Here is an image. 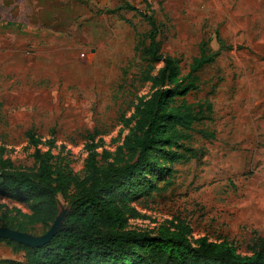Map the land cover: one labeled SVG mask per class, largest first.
Masks as SVG:
<instances>
[{
  "label": "rangeland",
  "instance_id": "rangeland-1",
  "mask_svg": "<svg viewBox=\"0 0 264 264\" xmlns=\"http://www.w3.org/2000/svg\"><path fill=\"white\" fill-rule=\"evenodd\" d=\"M153 33L159 54L177 61L173 83L203 43L215 56L196 90L178 98L207 110L185 135L190 151L152 147L151 165L107 196L140 213L132 228L180 218L195 238L250 252L264 238V0H0V147L15 168L37 167L33 130L53 141L59 166L80 175L91 137L110 153L105 164L135 161L146 124L139 103L157 90L148 76L165 66L148 53ZM34 206L0 187V228L48 241L59 223H39ZM24 262L0 241V264Z\"/></svg>",
  "mask_w": 264,
  "mask_h": 264
},
{
  "label": "trees",
  "instance_id": "trees-1",
  "mask_svg": "<svg viewBox=\"0 0 264 264\" xmlns=\"http://www.w3.org/2000/svg\"><path fill=\"white\" fill-rule=\"evenodd\" d=\"M205 47L203 43L187 77L173 83L171 71L177 61L159 54L157 35L153 33L148 53L165 66L156 77L148 76L157 90L150 99L139 103L146 124L137 130L140 137L135 142V161L105 164L110 153L105 150L100 154L91 137L85 172L80 175L68 165L59 166V156L52 153L53 141L44 143L33 130L27 132V138L35 148L37 167L15 168L0 147L1 189L30 197L35 203V217L44 226L59 223L52 237L39 247L0 238L15 252L24 253L23 264H264V238L256 241L250 252L242 253L228 240L195 238L191 226L180 218L156 230L132 228L130 221L138 219L140 213L125 200L107 196L116 185L151 165L152 147L191 150L185 135L196 130L195 125L203 121L207 109L178 98L196 90L199 72L214 62L215 56L208 54ZM197 132L213 138L204 130ZM42 144L50 149L42 152Z\"/></svg>",
  "mask_w": 264,
  "mask_h": 264
},
{
  "label": "water",
  "instance_id": "water-1",
  "mask_svg": "<svg viewBox=\"0 0 264 264\" xmlns=\"http://www.w3.org/2000/svg\"><path fill=\"white\" fill-rule=\"evenodd\" d=\"M52 234H54V233H52ZM52 234H51L50 238L52 237ZM0 238L19 240L20 242H22L25 245H28L30 247H39V246L44 245L47 242L46 241V242L37 244V243L33 242L32 239L28 235L20 233L18 231L7 229V228H0Z\"/></svg>",
  "mask_w": 264,
  "mask_h": 264
}]
</instances>
